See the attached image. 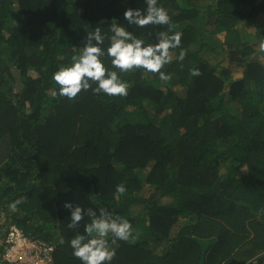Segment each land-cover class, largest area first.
<instances>
[{"label":"trees","instance_id":"obj_1","mask_svg":"<svg viewBox=\"0 0 264 264\" xmlns=\"http://www.w3.org/2000/svg\"><path fill=\"white\" fill-rule=\"evenodd\" d=\"M159 3L186 53L171 50V79L133 70L126 96L68 99L52 74L145 0H0V264L14 226L54 246L50 264H80L65 200L130 221L111 264H264V0Z\"/></svg>","mask_w":264,"mask_h":264},{"label":"clouds","instance_id":"obj_2","mask_svg":"<svg viewBox=\"0 0 264 264\" xmlns=\"http://www.w3.org/2000/svg\"><path fill=\"white\" fill-rule=\"evenodd\" d=\"M145 4L143 11L131 7L124 10L123 20L126 25L112 23L108 33H103L99 27L87 32L79 55H73L69 64L59 67L52 74L51 78L58 86L54 95L74 99L81 91L91 89L97 95L103 93L106 96L123 97L128 94V83L121 76L133 70L156 73L161 81L170 80V74L162 69L173 60L171 50L180 48L175 59L184 60L186 53L181 48L182 33L171 30L169 12L159 0H145ZM148 25L168 28L156 33L155 42L147 43L133 28L144 29ZM106 39L108 44L104 47ZM109 63L111 67L107 66ZM189 71L191 76L200 75L198 68H191ZM116 191L122 194L126 188L119 184ZM18 203L19 200L12 207ZM62 206L69 212L67 227L75 233L67 243L72 249V256L80 264H111L116 255L111 244L117 240L135 239L130 221L114 215L104 207L84 208L70 200H65ZM85 217L88 220L81 233L77 229ZM59 243L64 244V239L61 238ZM9 249L10 246L3 253V259L8 262L10 261L6 258V252ZM11 264L29 263L16 261Z\"/></svg>","mask_w":264,"mask_h":264},{"label":"built area","instance_id":"obj_3","mask_svg":"<svg viewBox=\"0 0 264 264\" xmlns=\"http://www.w3.org/2000/svg\"><path fill=\"white\" fill-rule=\"evenodd\" d=\"M7 242L10 243V249L6 252V258L11 263L27 261L29 264H47L52 259L53 246L43 247L29 241L16 226L9 232Z\"/></svg>","mask_w":264,"mask_h":264},{"label":"rangeland","instance_id":"obj_4","mask_svg":"<svg viewBox=\"0 0 264 264\" xmlns=\"http://www.w3.org/2000/svg\"><path fill=\"white\" fill-rule=\"evenodd\" d=\"M262 20H264V16L262 17ZM251 28L253 29V27H251ZM263 45H264V40H263V41H259V42L257 43V45H256L257 50L259 51V49H260ZM204 54H205L206 56L210 57V58H211L212 60H214V61H220V60L223 59V63H224V64H227V63H228V62H227V58H226V54L223 53V52H221V50H219V51H215V52H211V50H210V51H209V50H206V52H204ZM263 58H264V57H263L262 55L259 57V59H260L261 61H262ZM241 74H242V71H241V70H238V71L235 72L236 77L241 76ZM177 89L182 90V88H180V87H177ZM182 92H183V90H182ZM2 222H4V219H2V217H1V219H0V224H1Z\"/></svg>","mask_w":264,"mask_h":264}]
</instances>
